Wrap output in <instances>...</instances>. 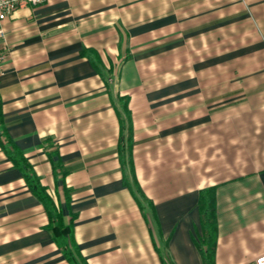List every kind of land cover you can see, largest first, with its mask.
<instances>
[{
    "label": "crops",
    "instance_id": "0c3cea01",
    "mask_svg": "<svg viewBox=\"0 0 264 264\" xmlns=\"http://www.w3.org/2000/svg\"><path fill=\"white\" fill-rule=\"evenodd\" d=\"M0 264H70L2 147L25 156L87 264L264 254V0H43L3 23ZM132 128V171L119 149ZM124 143V139L122 140Z\"/></svg>",
    "mask_w": 264,
    "mask_h": 264
},
{
    "label": "trees",
    "instance_id": "16d2710c",
    "mask_svg": "<svg viewBox=\"0 0 264 264\" xmlns=\"http://www.w3.org/2000/svg\"><path fill=\"white\" fill-rule=\"evenodd\" d=\"M122 109L127 119L130 114L127 109V101L122 103ZM129 125L127 126V132L123 138V132L121 131L119 149L122 159H124L129 165L132 178V188L139 197L148 202L144 196L140 187L138 186L134 173L132 171V128L130 119H128ZM2 147L7 156L11 159L13 165L17 167L25 181L31 190V192L38 198L43 205L49 222L46 229L49 230L54 242L62 252L64 258L70 264H87L86 260L82 257L79 248L73 237V221H65L63 215L51 197L48 195L45 186L41 183L38 175L33 171L31 164L15 147L12 139L7 137L4 132ZM124 139V143L123 140ZM198 208L200 213V223L202 229V236L197 243L198 249L201 253L203 264H215V248L217 239V224L215 217V194L212 187L206 188L200 191Z\"/></svg>",
    "mask_w": 264,
    "mask_h": 264
},
{
    "label": "built area",
    "instance_id": "2783aa9c",
    "mask_svg": "<svg viewBox=\"0 0 264 264\" xmlns=\"http://www.w3.org/2000/svg\"><path fill=\"white\" fill-rule=\"evenodd\" d=\"M43 0H0V72L6 57L5 30L3 22L9 18L17 9L28 5H36ZM255 264H264V254L255 259Z\"/></svg>",
    "mask_w": 264,
    "mask_h": 264
}]
</instances>
